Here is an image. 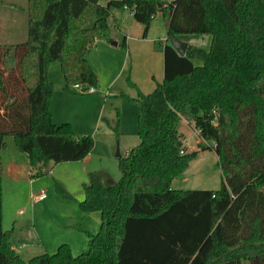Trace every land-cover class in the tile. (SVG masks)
<instances>
[{"label":"trees","instance_id":"16d2710c","mask_svg":"<svg viewBox=\"0 0 264 264\" xmlns=\"http://www.w3.org/2000/svg\"><path fill=\"white\" fill-rule=\"evenodd\" d=\"M102 1L9 2L26 13L27 39L0 43V264H264V0ZM114 6L129 7L144 36L159 11L168 17L167 37L157 41L164 79L129 98L138 107L140 143L120 155V179L106 183L90 172L83 184L79 208L101 214L100 230L87 232L89 250L75 255L61 243L54 253L24 259L3 228L5 137L27 153L32 178L90 153L92 134L54 122L49 72L58 61L66 90L78 82L97 86L88 55L97 40L110 39ZM185 34L209 36V48L189 44L181 55L171 39ZM118 115L115 125L108 121L116 133ZM182 119L201 136L199 149L187 150ZM200 149L216 152L221 186L174 188ZM54 190L78 200L57 179Z\"/></svg>","mask_w":264,"mask_h":264},{"label":"rangeland","instance_id":"374dc122","mask_svg":"<svg viewBox=\"0 0 264 264\" xmlns=\"http://www.w3.org/2000/svg\"><path fill=\"white\" fill-rule=\"evenodd\" d=\"M14 1L27 6V0H0V43L20 42L27 39L26 13L11 6L9 2ZM102 3H107V1L103 0ZM108 23L110 39L97 40V46L95 45L89 53L92 62L90 63L103 81L102 88L97 85V92L91 94L79 93L73 89L72 85L70 90H66V81L59 76L61 67L58 61L51 63L49 72V77L54 83L50 104L53 120L58 124L70 122L75 133L79 130L83 132L81 134H92L95 144L90 155L84 161L82 159L52 164L55 166L53 173L39 176L42 177L40 181L32 186H30L32 177L28 175V162L20 160L22 166L19 177L22 181L16 183L8 179L4 181L3 228L10 231V241L19 247V254L24 259L45 252L54 253L61 243H69L70 246L72 243L75 255L89 250V235L84 228H90L88 230L94 233L100 230L99 212H97L99 219L90 220L89 227L84 224L83 227L77 228L64 226L62 223H58L57 227L55 219L69 220L61 217V210L66 208L70 212L71 205H75L76 213L89 215L76 205L84 197L83 184L89 181V172L101 173L106 183H115L120 179V155L125 156L129 150L140 143V137L136 132L138 107L129 98L137 97L138 89L146 92L153 91L156 81L164 79L163 48L158 45L157 41L167 37L168 17L159 11L152 20L147 36L143 35L144 24L134 19L129 7H112ZM126 36L131 39L129 40L132 43L131 49H136V54L141 56L138 58V55L134 54L133 57H135L131 59V64L127 54L128 46L124 44ZM204 36L185 34L181 38L194 46L208 49L210 41L206 40L204 43L202 40ZM113 41H117V44ZM100 45H106L108 50L104 52ZM134 60H136L135 66L133 65ZM131 66L133 71H131ZM149 66L150 70H155L151 74L148 72ZM128 78L135 85H131ZM118 114L121 116L120 133H116L108 126V120L115 125ZM179 131L185 136L188 151L199 149L198 142L201 141V136L193 124L182 119ZM5 140L8 142V147L4 150V158L11 153L12 149L16 150L12 135L6 136ZM208 143L212 145L211 141ZM21 155L24 157L23 152ZM223 175L216 152L213 149H200L198 157L175 178L173 187L176 189H218L224 179ZM56 179L74 193L78 200L64 199L59 196L54 190ZM42 189H45L47 198L34 202L31 194L38 193ZM69 215L76 216L73 211ZM79 216L76 217L81 220ZM75 236L80 239L81 243L83 242V246H78ZM21 244L25 246L20 248ZM243 264H249V262L244 261Z\"/></svg>","mask_w":264,"mask_h":264},{"label":"crops","instance_id":"0c3cea01","mask_svg":"<svg viewBox=\"0 0 264 264\" xmlns=\"http://www.w3.org/2000/svg\"><path fill=\"white\" fill-rule=\"evenodd\" d=\"M151 27V26H150ZM149 30H150V28H149ZM149 32V31H148ZM148 34V33H147ZM147 36V35H146ZM181 36H183V35H180V38H181ZM165 39L166 38H164L162 41H165ZM182 39V38H181ZM129 40H131V39H129V36H126L125 38H124V44L126 45V46H128V51H127V54H128V56L130 57V64L132 63V61H131V59L132 58H134L136 55H138V58H141V56L139 55V54H136L137 53V51H136V49H134L133 50V48L131 49V45H132V43H131V41H129ZM202 40H203V42L205 43V41L206 40H208V41H210V37L208 36V37H206V36H204V37H202ZM185 41H187V40H185ZM99 42H102L103 44H105V42H103V41H99ZM187 42H189V41H187ZM189 44H191L190 42H189ZM96 46H97V43H96ZM109 46H112V45H109ZM100 48H103L104 49V52H106L108 49H107V47H106V45H100ZM153 53H155V52H153ZM135 54V56L133 57V55ZM88 59H89V61L91 62V57L88 55ZM163 59H164V53H163ZM125 62H126V60H125ZM92 63V62H91ZM60 64V63H59ZM133 65L135 66L136 65V60H134V62H133ZM131 71H133V67L131 66ZM153 71H155V70H150V66L148 67V72H150V74H151V72H153ZM50 75H51V73H50ZM59 76L60 77H62L63 78V80H64V77H63V75H62V72L60 71V73H59ZM97 76H98V86L100 87V88H102L103 86V81L101 80V77H99V75H98V73H97ZM155 77V76H154ZM163 81V80H162ZM162 81H158V82H162ZM156 83H157V81H156ZM154 86H156V84L154 85ZM155 88V87H154ZM153 88V89H154ZM96 89H97V87H96ZM143 92H145V93H148V92H146V91H144V90H142ZM97 92V91H96ZM107 92V91H106ZM137 118H138V112H137ZM109 121V120H108ZM56 122V121H55ZM110 122V121H109ZM108 122V123H109ZM111 124V123H110ZM112 125V124H111ZM108 126H109V124H108ZM109 128H110V126H109ZM137 132V131H136ZM76 133L77 134H81V133H83V132H81V131H77L76 130ZM14 138V137H13ZM5 139H6V137H5ZM6 141V140H5ZM14 142H15V140H14ZM6 143H7V146L5 147V148H3L2 149V152H1V154H2V161H3V185H4V181H5V179H8V180H10V182H20V181H22V179H20V168H21V166H22V164L20 163V160H24V161H26V162H28V165H29V168H28V175L30 176V164H29V158H28V155H27V153H25V152H23V154H24V157H22L23 155H21L22 154V152L17 148V146H16V143H15V146H16V150H14V149H12V151H11V153L10 154H7L6 156H5V158H4V155H3V153H4V150L8 147V142L6 141ZM21 152V153H20ZM90 154H88L82 161H84V160H86L87 158H88V156H89ZM80 161V160H79ZM43 165V164H42ZM44 167H45V165H44ZM54 165H52V164H50L49 165V168H50V171H49V173L50 174H52L53 173V171H54ZM90 173V172H89ZM49 174V175H50ZM42 177H36V178H31V185L30 186H32V185H34L35 183H37L38 181H40V179H41ZM3 198H4V187H3ZM47 198V194H46V196H45V198L44 199H42V200H45ZM41 200V201H42ZM3 201H4V199H3ZM78 207H79V203L78 204H76ZM71 207V211H73V213L76 215V216H79L80 215V213H76V211H75V205H71L70 206ZM80 209V208H79ZM21 211H23L22 209H20ZM81 210V209H80ZM62 218H68L69 220H58V219H55V221H56V225H57V227L59 226L58 225V223L60 224V223H62V225H67V226H74V227H83V225L85 224V225H87L88 226V222L90 221V220H95L96 218L97 219H99V215H98V211H94V212H85V211H83V212H85V213H87V214H89V215H80L79 217L81 218V220H78L77 219V217L75 216H72L71 217V215H69L68 216V214L69 213H71V211L69 212V210L68 209H66V208H63L62 210ZM96 212V213H95ZM64 213V214H63ZM100 213V212H99ZM56 214H58L57 212H56ZM93 214H95L94 216H93ZM59 215V214H58ZM4 216H5V206H4V202H3V221H4ZM96 216V217H95ZM100 216H101V214H100ZM89 227V226H88ZM84 229H86L85 231H87V232H90V233H94V232H92L91 230H88V229H90V228H84ZM92 229H94V228H92ZM5 230V229H4ZM81 238V237H80ZM75 239H76V241H77V244H78V246H83V242L81 243L80 242V239H77L76 238V236H75ZM83 240V239H82ZM85 240H87V239H84L83 241H85ZM23 243V242H22ZM69 244V243H68ZM13 245V244H12ZM70 245V244H69ZM25 245L24 244H21L20 245V248H23ZM13 247L15 248V250L19 253V247L18 246H16V245H13ZM73 244L71 243V249H72V252H73ZM74 254H75V252H73Z\"/></svg>","mask_w":264,"mask_h":264},{"label":"built area","instance_id":"2783aa9c","mask_svg":"<svg viewBox=\"0 0 264 264\" xmlns=\"http://www.w3.org/2000/svg\"><path fill=\"white\" fill-rule=\"evenodd\" d=\"M72 86H73V89H75L76 91H78L79 93H82V94H91V93H95L97 91L96 86L87 85V84L81 83V82L74 83ZM45 196H46V191H45V189H42L38 193H32L31 199H33L34 202H39L42 199H44Z\"/></svg>","mask_w":264,"mask_h":264},{"label":"water","instance_id":"95a60500","mask_svg":"<svg viewBox=\"0 0 264 264\" xmlns=\"http://www.w3.org/2000/svg\"><path fill=\"white\" fill-rule=\"evenodd\" d=\"M114 44H117V41H113ZM171 44L177 49L181 55H185L189 46V42L179 38L173 37L171 39ZM119 155V153H118Z\"/></svg>","mask_w":264,"mask_h":264}]
</instances>
